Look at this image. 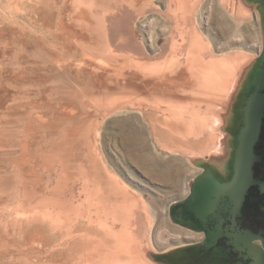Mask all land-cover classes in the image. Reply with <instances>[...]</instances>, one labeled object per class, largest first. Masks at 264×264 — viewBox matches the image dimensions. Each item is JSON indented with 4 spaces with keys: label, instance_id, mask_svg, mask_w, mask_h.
<instances>
[{
    "label": "rangeland",
    "instance_id": "obj_1",
    "mask_svg": "<svg viewBox=\"0 0 264 264\" xmlns=\"http://www.w3.org/2000/svg\"><path fill=\"white\" fill-rule=\"evenodd\" d=\"M168 2L0 0V264H102L96 252L106 255L109 250L84 249L76 239L86 228L90 237L110 241L100 224L109 227L112 216L99 219V197L91 194L89 205L86 187L91 192L103 189L100 193L114 201L111 204L120 205L110 206L121 212L117 230L130 224L138 239L115 233L126 244L136 241L143 264H223L221 257L180 250L203 246L198 244L206 235L185 230L171 211L193 194L195 177L210 166L207 176L215 185L201 190L198 219L215 229L221 198L215 194L216 184H226L234 166L245 96L260 64L264 10L259 0H247L250 11L243 12L237 10L239 0H201L204 61L241 55L243 65L251 59L253 63L238 91L230 83L213 102L204 97L198 102L191 84L172 91L175 96L137 86L135 62L172 59L175 21ZM222 20L235 29L231 35L218 34ZM176 39L181 40L177 33ZM186 52L182 49L177 58L183 62ZM158 102L162 108L217 112L224 122L200 136L183 138L178 126L179 134L171 131L173 140L157 137L153 119L162 124L166 120L148 106ZM157 159L159 168L152 166ZM169 162L181 172L178 189L161 183L162 172L155 171ZM221 163L225 174L216 169ZM118 183L131 196L115 194ZM72 204L82 205V210L89 205L90 214L75 219L76 227L65 228L64 210Z\"/></svg>",
    "mask_w": 264,
    "mask_h": 264
},
{
    "label": "crops",
    "instance_id": "obj_2",
    "mask_svg": "<svg viewBox=\"0 0 264 264\" xmlns=\"http://www.w3.org/2000/svg\"><path fill=\"white\" fill-rule=\"evenodd\" d=\"M232 4L236 5V2ZM237 4L238 11L243 12L244 9H248L250 11L249 8H246L250 7V5L247 4V0H239V3ZM200 6L201 0H169L168 9L173 14L175 21L173 27L171 28V38L173 40L171 49L173 56L169 62L153 64L140 62L134 63V73L136 78L140 80L137 83V86L141 88V90L151 89L153 93L162 94L164 96H175L172 91L178 90V87L186 89L191 84L197 88V96L195 97L196 101L202 102V98L204 97L207 102H213V98H216L218 94L223 95V93L228 91L230 88V83H233V85L236 84L233 86L234 91H238V89L241 87V80L246 76L251 63H253V59H251L246 66L243 65L245 63V59L241 55L205 62L204 57L207 48L202 37V23L200 19L201 15L199 14ZM220 24L221 29L219 28L220 32L218 33L220 36L224 37L226 35H231V33L235 30L232 28V26L225 22V20H222ZM176 33L178 37H180V41L176 39ZM182 49L187 50L183 62L181 59H179V57L177 58V54H179ZM258 59L260 61V58ZM232 78H234L233 82L231 80ZM188 79H192V82H188L189 84L187 85ZM233 98H237V93L233 95ZM148 108H150L155 113H162L166 120V123L162 124L160 123L159 118L156 117V119H153L155 120V123L152 126L157 137L162 136L163 138L172 140L174 139L173 134H179L175 129L178 126H180V128L184 131L179 135H181L183 138H187L189 135L200 136L209 129L216 130V126H220L224 122V117H222L217 112L214 113L213 111L204 114L196 110H189L187 107L178 108L174 105H168L166 108H162L159 102L157 105H149ZM134 132V129L131 127L130 139L133 141L135 140ZM130 145L131 143L129 140L127 143V148L131 147ZM130 153L132 152L130 151L128 155ZM159 162V159H157L156 162L152 161V166L159 168ZM211 168L212 167L210 166H206L203 171L210 172ZM216 169L222 174L226 173V169H224L222 163L217 165ZM155 171L157 174L158 172H162L160 173L162 176H160V179L163 180L161 183L165 184L168 188L178 189L181 187L179 182L181 179V172L177 171L170 162L166 163V166L163 170L160 171L157 169ZM174 171H177L178 173L175 174ZM151 172L152 174L154 173V171ZM170 172H172L171 176L173 178L168 176ZM201 173L199 172V174ZM194 187L198 190L196 191V194H194V198L191 201L192 204L195 201L197 202V200H201L200 192L203 189L199 185H194ZM96 189L104 191L101 188ZM191 189L193 188L191 187ZM113 190L118 194V196H131L128 193V189L119 183L113 186ZM103 196H105V194H103ZM187 197L180 199V201L176 202V204L172 206L173 210L171 211V215L173 219H177L175 221L184 226L185 230L190 232L191 230L193 231L196 229L192 228L189 223L183 219L187 209V206L184 204L186 201H189L187 200ZM121 199L122 198L120 197L117 199L115 198V200H117L116 203H119ZM111 203H114V201H111L110 198H107V204L110 206H115V204ZM180 203H182V205ZM119 206V204H116L115 207L117 208ZM193 213L196 217H198L199 213H197L196 209L193 211ZM110 218L113 219L111 220V225H109V227H102V230L107 228L105 230V234L107 236L108 234L111 235L112 233L116 232L121 234H129L130 237L138 239L133 234L135 231H129L130 228H132L130 224L128 227H126V229L122 228L121 230H117L116 224L121 222L119 221L120 218L118 219L116 216H112ZM102 225L106 224H101V226ZM180 250L198 249L181 248Z\"/></svg>",
    "mask_w": 264,
    "mask_h": 264
},
{
    "label": "flooded vegetation",
    "instance_id": "obj_3",
    "mask_svg": "<svg viewBox=\"0 0 264 264\" xmlns=\"http://www.w3.org/2000/svg\"><path fill=\"white\" fill-rule=\"evenodd\" d=\"M259 1L264 10V0ZM258 56L260 64L245 96L246 114L231 176L226 184L220 187L216 184L215 194L221 198L215 213L218 218L215 229L190 213L183 218L206 235L203 244H198L203 246H195L198 250L192 251L200 257L204 252L209 257H221L223 264H264V36ZM208 173L198 174L193 185L201 188L215 185ZM192 198L194 194L187 200ZM186 206L188 209L187 203Z\"/></svg>",
    "mask_w": 264,
    "mask_h": 264
},
{
    "label": "bare ground",
    "instance_id": "obj_4",
    "mask_svg": "<svg viewBox=\"0 0 264 264\" xmlns=\"http://www.w3.org/2000/svg\"><path fill=\"white\" fill-rule=\"evenodd\" d=\"M89 189H90V187H86L84 192H87V195H88L90 201L92 200L91 194H93L94 197H99L96 201L97 204L95 203V205L98 206L96 214L100 216L99 219H101V217H104V216H107V218H108V216H114V217L116 216L118 219L121 218V217H119L121 212L118 210L116 211V208L114 210H112L110 208V205L107 204V197H104L103 194L100 193V189L99 190L97 189V191L95 190L93 192H91ZM115 194H117V193L115 192ZM89 205L93 206L92 201L89 202ZM89 205L87 207H85L86 210L85 209L82 210L83 209L82 205L75 206L72 204L69 207L67 206L68 208H66L64 210L65 218H66L64 221L66 224L65 228H67L68 226H70L71 228H72V226L74 227L75 226L74 225L75 219H77L81 216H84L86 214L89 215L90 214L89 209H91V207ZM55 206L60 207V204H58V205L56 204ZM90 219H91V217H90ZM102 220H103V218H102ZM47 223H48V221H47ZM77 224H78V222H77ZM103 224H105V223H103ZM99 226H98V228H99ZM103 226H106V225H102V227ZM65 228H63V229H65ZM88 229H90V228H88ZM81 231L83 234L76 235V239H77L78 243H84V245H85L84 249L109 250V253H107L106 255L103 252H98V251L96 252V254H97L95 256L96 260H100V262L102 264H108V262H109V264H126V263L127 264H143V259H144L143 250H140V248L136 244L135 240H133L132 243L126 244V242L123 240L124 237H122L116 233H114V234L112 233L110 235V241L107 242V241H105L108 239L106 237H103V239L102 238L101 239H97V238L94 239L93 237H90L89 230H87L86 228L85 229L81 228ZM113 250H115V251H113ZM127 256H128V260L126 259ZM96 262H98V261H96Z\"/></svg>",
    "mask_w": 264,
    "mask_h": 264
},
{
    "label": "water",
    "instance_id": "obj_5",
    "mask_svg": "<svg viewBox=\"0 0 264 264\" xmlns=\"http://www.w3.org/2000/svg\"><path fill=\"white\" fill-rule=\"evenodd\" d=\"M198 189H196L195 187H193V189H192V193L193 194H196V191H197ZM193 199V198H192ZM192 199H190L189 200V202H185V206H186V203L188 204V209H186V213H191V212H193L195 209H196V211H197V213H199V215H198V217L201 215V210H200V208H199V204L201 203V200H197V202L195 201L193 204H192ZM181 205H182V203H180ZM194 214V213H193ZM195 216V215H194ZM197 217V218H198Z\"/></svg>",
    "mask_w": 264,
    "mask_h": 264
}]
</instances>
